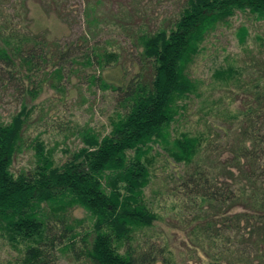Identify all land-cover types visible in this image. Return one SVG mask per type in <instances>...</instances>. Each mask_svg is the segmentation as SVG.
I'll list each match as a JSON object with an SVG mask.
<instances>
[{
    "label": "trees",
    "instance_id": "1",
    "mask_svg": "<svg viewBox=\"0 0 264 264\" xmlns=\"http://www.w3.org/2000/svg\"><path fill=\"white\" fill-rule=\"evenodd\" d=\"M20 5L27 6L25 0ZM84 7L88 24H95L96 2ZM237 10L264 19V0H186L174 19L130 32L137 70L129 78L108 83L87 74L115 92L109 131L81 130L83 146L65 148L59 161L38 137L27 141L29 102L47 82L63 89L77 57L70 45L49 44L0 4V80L14 82L22 95L20 109L0 119V228L13 244L24 243L21 264H59L61 246L82 264H178L168 245L140 240L139 233L158 218L145 198L156 145L184 163L175 194L180 209L193 215L181 221L208 264H264V67L236 85L237 124L226 131L220 149H210L201 135L173 136L170 129L184 112L182 101L200 93L189 73L192 62L209 33ZM124 18L119 21L127 29ZM247 28H238L240 36ZM118 59L116 51L98 45L84 55L85 64L99 68ZM223 69L214 76L235 79L236 69ZM26 147L35 163L14 171L15 157ZM77 206L86 216L73 214Z\"/></svg>",
    "mask_w": 264,
    "mask_h": 264
},
{
    "label": "rangeland",
    "instance_id": "2",
    "mask_svg": "<svg viewBox=\"0 0 264 264\" xmlns=\"http://www.w3.org/2000/svg\"><path fill=\"white\" fill-rule=\"evenodd\" d=\"M88 1L97 4L95 24H88L84 15ZM185 1L59 0L56 6L52 0H25L27 6L22 8L21 0H1V6L15 14V21L23 22L34 33H43L49 44L70 45L77 57L71 64L73 72L63 80V89H56L47 82L39 96L29 102L33 114L27 141L38 137L46 149H52L54 158L61 161L66 157L65 148L75 150L83 146L81 130L92 127L107 133L108 119L116 108L115 92L89 81L87 74L100 75L108 83H116L124 75L129 78L137 70L136 42L130 40L129 33L139 26L154 28L162 21L174 19ZM57 7L67 13L66 18L58 15ZM121 14L126 16L127 29L119 21ZM241 25L248 27L246 35L242 33L243 42L238 30ZM97 45L116 51L119 59L103 68L85 64L84 55ZM203 45L189 68L190 75L198 80L200 93L182 101L184 112L170 129L173 136L201 135L209 139L210 149H220L226 131L237 124L239 92L236 85L240 79L247 80L258 67H264V19H258L248 10H237L227 23L209 33ZM219 68L236 69L235 79H228V83L216 78L214 73ZM21 102L22 95L15 83L0 80V119L9 120L20 109ZM35 156L32 148H24L16 155L12 169L18 171L32 166ZM149 158L152 178L145 188V198L158 218L150 229L139 233L141 242L160 248L168 245L178 264H208L207 257L191 241L181 221L193 215L189 209H180L181 198L175 194V187L185 171L184 163L174 161L157 145ZM73 210L77 217L86 216L83 207ZM9 239L0 228V264H21L24 243L13 244ZM63 247L57 250L59 264H82L71 250Z\"/></svg>",
    "mask_w": 264,
    "mask_h": 264
}]
</instances>
